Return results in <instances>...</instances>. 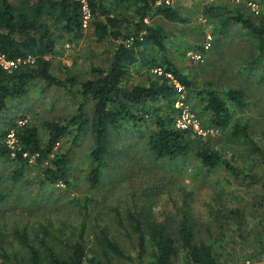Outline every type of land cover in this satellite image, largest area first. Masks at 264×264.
Instances as JSON below:
<instances>
[{"label": "rangeland", "instance_id": "rangeland-1", "mask_svg": "<svg viewBox=\"0 0 264 264\" xmlns=\"http://www.w3.org/2000/svg\"><path fill=\"white\" fill-rule=\"evenodd\" d=\"M4 0H0V6ZM19 9L29 0H7ZM35 0H31L34 2ZM112 15L120 19L122 36L99 40L97 20L89 17L83 33H66L49 19L55 33L54 51L47 55L51 72L68 81V87L49 86L35 79L28 93L8 100L0 115V129L13 118L19 123L36 125L45 142L49 139L46 122L64 120L77 113L83 101L82 83L96 78L95 67L108 69L112 55L124 36L131 35L140 20L137 0H103ZM189 21H171L162 15L148 16L145 22L166 31V51L144 47L150 55H166L193 83L178 94L175 107L190 111L198 119L209 146L220 152L260 183L232 178L223 168H209L191 153L176 160L156 159L148 141L155 129L152 120L130 121L120 129L110 130V152L107 166L97 185L89 179L92 168L90 153L94 146L92 130L77 136L76 128L56 145L55 154H67L69 181L42 183V167L36 160L22 179H15V164L0 158V264H12L2 258L3 250L13 255L20 247L16 230H27L35 245L47 244L66 252V241L80 236L82 226L88 251L103 260L129 264L104 249L97 234L106 227L109 234L129 253L136 255V236L129 211L140 214L146 232L149 223L163 220L169 212L188 200L197 239L214 246L220 264H264V175L259 156L251 151L245 137H234L236 123L247 124L250 138L264 149V55L256 39L234 20L239 14L255 22L264 18L263 0H167ZM104 19V18H103ZM116 29V30H117ZM127 41L124 40V42ZM201 55L198 59L196 56ZM157 73L142 62L130 65L122 85L132 89L148 86ZM176 82L180 83L178 78ZM175 81H171L175 84ZM216 89L223 96L229 90L244 92L245 108L228 100L233 118L225 128L215 127L212 114L204 111L199 91ZM178 91V90H177ZM162 104L163 101H160ZM91 119L94 101L85 102ZM240 210L239 216L235 214ZM122 220V221H121ZM124 225V226H123ZM147 257L143 264H149ZM138 262V260H136ZM174 264H187L180 253Z\"/></svg>", "mask_w": 264, "mask_h": 264}, {"label": "trees", "instance_id": "trees-1", "mask_svg": "<svg viewBox=\"0 0 264 264\" xmlns=\"http://www.w3.org/2000/svg\"><path fill=\"white\" fill-rule=\"evenodd\" d=\"M137 2L141 3V7L137 9L140 20L135 24L134 32L124 36L117 45L108 69L95 67L96 78L82 83L83 101L79 104L77 113L64 120L47 121V142L43 140L38 126L19 123L16 118L11 119L0 129V158L16 165L13 169L15 179H22L31 167L32 160H36L43 165L42 183L69 184L68 155L55 154L54 149L71 129L76 128L77 136H80L90 127L94 146L90 153L92 168L89 179L92 185H97L105 168L109 166L110 130L120 129L130 121L138 123L152 120L155 129L150 134L148 144L156 159L176 160L194 153L201 163L211 169L220 167L236 180L260 183L257 176L212 149L203 136L194 135L191 129L176 126L181 110L175 107V101L180 93L167 74L171 73L175 79L178 78L184 88L191 89L193 83L166 55H150L144 49L152 45L153 48L166 51L167 34L161 26L148 24L145 19L153 15H162L171 21L184 22L189 19L183 17L167 0ZM85 5L90 17L102 18L96 22L99 40L107 37L118 39L122 36V31L117 29L120 26L119 17L112 15L115 10L108 8L103 0H29L22 9L7 0L3 1L0 6V54L9 60L27 59L31 56L35 61L22 63L12 72L0 66V115L7 109L8 100L20 99L28 93L29 86L35 79H41L49 86L68 87L67 80L60 79L51 72V62L47 55L54 51L56 37L50 22L43 20V17L66 33L81 35ZM234 20L241 23L256 39V47L260 55H264V18L257 23L252 18L239 14ZM130 39L132 42L128 43ZM140 62L150 69L161 68L164 72L162 75L157 74V78L148 86L137 85L132 89L124 87L122 82L128 73V67ZM198 94L203 95L204 111L212 114L211 122L218 128L229 126L233 118L228 100L236 107H246L242 90H229L223 92L222 96L218 90L207 88ZM88 100L94 101L91 119L87 116L85 107ZM248 129L247 124L236 123L232 135L237 138L243 136L248 140L251 151L262 162L264 175V149L250 138ZM11 133L15 138L14 147L9 143ZM234 211L239 216L240 210ZM128 216L132 221V229L137 234L136 255L125 250L112 238L108 229L103 227L96 238L105 255L108 251L119 259L129 261V264H143L147 257L150 258L149 264H174L180 253H185L187 264H220L214 246L204 239H197L188 200H184L181 206L176 207L174 212H169L163 220L154 219L150 222L149 235L140 214L129 211ZM85 229L86 226H82L78 238L64 243L65 253L47 244H43V247L35 245L27 230H16L15 236L20 247L13 255L3 250L2 258L12 264H120L109 258L103 260L94 252L88 251L83 237ZM262 249L264 250V245Z\"/></svg>", "mask_w": 264, "mask_h": 264}, {"label": "built area", "instance_id": "built-area-1", "mask_svg": "<svg viewBox=\"0 0 264 264\" xmlns=\"http://www.w3.org/2000/svg\"><path fill=\"white\" fill-rule=\"evenodd\" d=\"M85 1V0H83ZM84 12H85V20H84V25H86L87 20L90 17V12L87 9V6H84ZM132 39H130L128 41V43H131ZM198 59L201 58V55H197L196 56ZM34 58L33 57H29L27 59H17V60H9L7 59L4 55L0 54V66L2 68H4L5 70H7L8 72H12L14 69L18 68L22 63L26 64V63H34ZM154 72L162 75L163 74V70L161 68L158 69H154ZM167 76L171 79V81H175V77L173 74L168 73ZM175 86L177 88V90L179 91V93H183L184 92V86L181 85L180 83L175 81ZM176 126L180 129H191L193 130L195 133L198 134H204V130L200 127V123L198 121V119H196L195 117H193L190 113V111H183L182 114H180V117L177 120ZM9 143L10 145H12V147H14V143H15V138H14V134L11 133L9 135Z\"/></svg>", "mask_w": 264, "mask_h": 264}]
</instances>
